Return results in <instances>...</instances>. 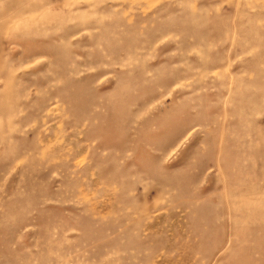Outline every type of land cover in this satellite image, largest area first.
Here are the masks:
<instances>
[{"label":"rangeland","instance_id":"obj_1","mask_svg":"<svg viewBox=\"0 0 264 264\" xmlns=\"http://www.w3.org/2000/svg\"><path fill=\"white\" fill-rule=\"evenodd\" d=\"M0 264H264V0H0Z\"/></svg>","mask_w":264,"mask_h":264}]
</instances>
